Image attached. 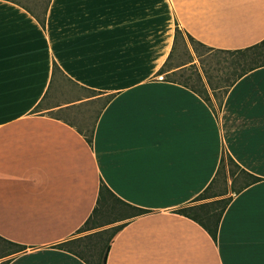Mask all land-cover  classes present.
<instances>
[{
	"label": "crops",
	"instance_id": "1",
	"mask_svg": "<svg viewBox=\"0 0 264 264\" xmlns=\"http://www.w3.org/2000/svg\"><path fill=\"white\" fill-rule=\"evenodd\" d=\"M42 1L0 0V238L24 247L0 264H90L69 244L101 183L146 210L119 216L105 264H264V65L219 104L157 74L176 28L212 50L263 40L264 0ZM57 73L109 96L91 142L50 113L90 97L39 108ZM222 153L259 179L241 188L236 173L214 196L229 202L213 239L176 209L217 199L193 201Z\"/></svg>",
	"mask_w": 264,
	"mask_h": 264
},
{
	"label": "rangeland",
	"instance_id": "2",
	"mask_svg": "<svg viewBox=\"0 0 264 264\" xmlns=\"http://www.w3.org/2000/svg\"><path fill=\"white\" fill-rule=\"evenodd\" d=\"M24 1V0H21ZM38 2H43L38 0ZM177 29V28H176ZM175 39L172 46V51L168 60L162 66L164 71L163 76L170 80H177L190 84L195 88L202 96H208L210 102L211 99H215L217 102L222 97L224 87L232 79L233 73L239 71L241 68L248 67L253 64L255 60H252L255 55L249 51L245 55L243 54H229L224 52H218L216 50L209 49L207 47L197 44L191 40L188 35L184 34L180 30H175ZM243 55V56H242ZM259 59H264V49L256 54ZM241 60V64H233L232 61ZM178 67V68H177ZM177 68L176 70H171ZM58 84L53 88L52 94H50L46 103H42L39 108L44 106H52L61 102L72 101L81 98L90 97L92 100L78 101L66 108L53 110L50 113L60 116L74 125L77 129L82 131L85 135H89V132L93 126L95 116L102 106L105 100V96L92 98L96 95L94 91H90L81 87H78L71 83L68 79L58 74ZM199 77L201 80H199ZM209 82V85L216 87L213 92H208L203 84ZM231 168L234 169L233 166ZM237 175L240 176V173ZM230 176L220 172L214 184L208 188L205 192L207 195L221 196L226 195L230 186ZM243 179H240L239 185ZM234 185L233 187H235ZM217 198L214 196H209ZM219 205H213V209H217ZM131 209L116 204L110 198H107L106 202L101 204L96 214L91 218L89 223L82 227L77 233L78 238L70 242L69 247L82 255L86 260L92 264H99L101 256L104 252L105 246L109 239L110 234L115 229L114 220L119 219V216H125L130 213ZM108 221H114L104 224ZM102 224L101 226L87 228L93 225ZM106 228L104 232H97L98 230ZM16 247L6 243L0 239V252L12 251Z\"/></svg>",
	"mask_w": 264,
	"mask_h": 264
},
{
	"label": "trees",
	"instance_id": "3",
	"mask_svg": "<svg viewBox=\"0 0 264 264\" xmlns=\"http://www.w3.org/2000/svg\"><path fill=\"white\" fill-rule=\"evenodd\" d=\"M175 30H177V29H175ZM188 37L191 40H193L189 35H188ZM197 44H200V43H197ZM200 45L204 46L202 44H200ZM263 49H264V39L261 40L258 43H255L254 45H251V46L246 47L244 49L216 50L218 52L229 53V54H232V55H234V54H243V55H245L247 52L251 51L255 55V57L252 59V60H255L253 62V64L248 66V67L241 68V69H239V71H235L233 73L232 79L229 80L228 85L233 83L237 78L242 76L248 70H251V69H253L254 67H257V66L264 65V59H259L260 57H258V56L256 57V54H258ZM232 63L240 65L241 64V60H234L233 59ZM53 69H54V71H56V70H58V67L54 64L53 65ZM163 72L164 71L162 70V67H160L158 69V71H157V74L159 75V74H162ZM199 80H201L200 77H199ZM207 83L209 84V82H207ZM212 89H214V88H212ZM108 97H109L108 95L105 97V102L107 101ZM203 98L207 101L208 100V95L207 96H203ZM220 102H221V100H218L217 103L219 104ZM91 134H92V128H91V130L89 132V135H85L84 134L85 137H86V140L88 142H91ZM231 166H233L234 169L231 168ZM220 172H223L225 175L232 177V182H233L235 174L236 173H240V176L243 179L241 184H240L241 188H243V187L249 185L250 183H253V182H255L256 180L259 179L258 177H256V176H254V175H252V174L240 169L238 167V165H236V163H234V161L231 159V157L229 155H227L226 153H222V155L220 157V162H219L216 174H219ZM209 187L210 186L206 187V189H204L201 193H199L193 199V201H199V200H202V199L207 198L209 196H216L217 194L205 196V192L208 190ZM107 198H110L111 200H113L112 199V193L109 191L108 187L104 183H101L100 186H99V190H98V197H97V200H96V205L94 206L90 216L85 220L84 224L78 229V231L80 229H82V227H84L85 225H87L89 223L91 218L96 214L98 207L101 204L105 203ZM228 202H229L228 198L221 197V198H217V199H214V200H211V201L198 202V203H196L194 205L180 207V208L176 209V211L178 213H181V214H184L186 216H189V217L193 218L194 220H196L197 222H199L206 229V231L211 235V237L213 239H215L220 217H221L224 209L226 208ZM116 204H119V205H121L123 207H127L128 209H131L132 215H137V214L146 212L145 209L134 207V206L129 205L127 203H124L122 201H120V203H116ZM216 204L219 205L218 208L212 210L213 205H216ZM114 221H116V220H114ZM114 221H108V222H105L104 224L111 223V222H114ZM101 225L102 224H97V225H93V226H90V227H87V228H93V227H97V226H101ZM121 226L122 225H117V226L114 227L115 229L113 230V232L109 236V239H108L107 244L105 246L104 252H103V254L101 256V259L99 261V264H105L106 254H107V250H108V246H109V241L111 240V238L113 237L115 232ZM104 231H106V228L98 230L97 232H104ZM1 240H3V239H1ZM3 241H5V240H3ZM5 242L10 244V245L15 246L16 248L14 249V251H18V250H21V249L24 248L22 245H17L15 243H11V242H8V241H5ZM63 244L64 243H59L58 245L61 246ZM90 264H92V263H90Z\"/></svg>",
	"mask_w": 264,
	"mask_h": 264
}]
</instances>
